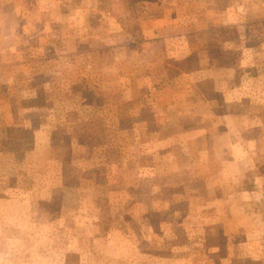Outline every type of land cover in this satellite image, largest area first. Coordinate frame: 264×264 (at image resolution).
Here are the masks:
<instances>
[{"label":"rangeland","instance_id":"rangeland-1","mask_svg":"<svg viewBox=\"0 0 264 264\" xmlns=\"http://www.w3.org/2000/svg\"><path fill=\"white\" fill-rule=\"evenodd\" d=\"M157 1L0 18V264H264V0Z\"/></svg>","mask_w":264,"mask_h":264},{"label":"crops","instance_id":"crops-1","mask_svg":"<svg viewBox=\"0 0 264 264\" xmlns=\"http://www.w3.org/2000/svg\"><path fill=\"white\" fill-rule=\"evenodd\" d=\"M163 1L165 0H158L157 2L162 3ZM247 3V0H189L188 2L186 0H174L176 12L172 18V23L176 26H180L181 29L190 27L196 30V32L198 30L205 31L208 25H213V29L227 25L232 26L235 30L238 24V7H246ZM4 4L8 7V10L5 15L2 14L0 18L4 19V22L14 18V21L11 23L12 25H9V28H13L15 27L14 24L19 22V19H16V12H18V9L19 11L22 10L25 4L22 0H7ZM155 5V0H152V9ZM181 8L183 10H181ZM252 9L257 10L256 8ZM153 14L152 12V25L164 23V17L162 15ZM262 14H264L263 9ZM7 33L8 31H5L3 34ZM202 39H204V36ZM229 71L232 70L229 69ZM214 87L215 82H213V88ZM9 260V257L1 259L4 263L12 262Z\"/></svg>","mask_w":264,"mask_h":264},{"label":"trees","instance_id":"trees-1","mask_svg":"<svg viewBox=\"0 0 264 264\" xmlns=\"http://www.w3.org/2000/svg\"><path fill=\"white\" fill-rule=\"evenodd\" d=\"M25 131H26V135L31 131L30 129H28V128H25Z\"/></svg>","mask_w":264,"mask_h":264}]
</instances>
